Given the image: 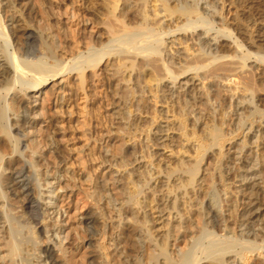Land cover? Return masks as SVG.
Listing matches in <instances>:
<instances>
[{
    "label": "bare ground",
    "instance_id": "6f19581e",
    "mask_svg": "<svg viewBox=\"0 0 264 264\" xmlns=\"http://www.w3.org/2000/svg\"><path fill=\"white\" fill-rule=\"evenodd\" d=\"M81 1L87 21L97 28L99 34L93 36L87 44L88 47H85L88 50V53H85L86 55L80 56L79 52L70 54L68 63H64L60 48L65 51L67 48L65 41L62 42L63 47H58L55 41V33L53 34V29L49 24L44 20L42 23L36 22L37 20L33 21L35 20V12L27 0H22V2H25L24 4H17V2L13 4L15 0H0V9L1 2H5L4 6L10 8H8L7 14L3 16L0 11V233L3 229V234L0 235V264H84L82 262L84 261L83 258L82 260L77 258L81 261L80 263L72 255L73 245L67 241L70 239V234L65 232L67 236L64 235L65 237L60 238V228L58 229V227L52 228L48 225V229L42 228V235L49 244L52 243L53 245L45 244L48 246L40 247L41 241L38 239L39 234H37V231L39 229L36 228L38 227L37 224L41 221L42 226L46 220H53L51 223L55 222L58 226L62 223L59 222L61 219L58 221L59 209L56 211L51 201L56 196L55 189H62L60 184L63 181L61 179L63 176H60V174L59 177L56 176L57 173H61L58 169L53 170L52 176L47 174L49 164L44 162L45 152H47L46 148L52 147L55 150V155L61 157L63 148L61 149L57 139L54 140L55 137L50 139L49 136V139L47 138L46 134H49L50 131L51 134H55V128H57L53 119L48 121L46 130L40 129L37 131L35 126H37L39 118L47 119V113L43 108L45 101L43 102L40 99L41 89L46 88L49 82L56 80L59 75L65 73L66 76H69L73 71H76L74 74L79 76V84L81 86L85 84L86 88L91 82V74L89 75V72L85 73V69L95 70L97 67H103L104 65L105 68L103 67L100 75L101 90L102 92H114L113 95L111 94L114 100H109L108 103L111 110H114L113 115H117L120 120L122 118L124 120V112L122 114V110H119L121 108L117 106L135 98V109L133 108L132 111L146 112L150 116L146 125L149 129L144 130L147 131V134L144 136L143 142L150 143L149 146L145 145L147 148L145 150L151 149L148 152L151 163L149 166H140L139 168L143 169L141 171H138L137 168L135 178L142 176L145 171L144 173H147L149 181L152 182V184L150 183L152 185L150 190L156 192L158 188H160L158 190L164 188L168 194L164 198L162 197L163 194L160 195L164 199H161L164 201V205L159 199L162 204L159 202L158 205L152 196V199L149 200L145 197L148 204L144 205L146 207H144V210L147 211L148 208L150 215L148 217L154 215L153 213H161L163 208L173 212L177 210L176 199L178 196L175 194L177 192L180 193L178 195L183 200L181 204H184V209L182 208L181 211H184L186 221L182 222L179 218L181 216H179L181 222L178 226L177 224L174 226V229L180 233L179 238H182L183 241L181 239L175 240L178 236L173 237L171 239V241L173 240L172 252H170L171 248L168 242L162 243L163 246L158 244L160 246L157 248V243L154 244L152 240H146L145 237L142 236L141 238L139 235L138 240L142 245L144 244L143 248L147 247L148 249L145 250L147 259H145L144 264H157L159 260H163L164 263L162 262V264H199L203 261H205L203 264H224L227 263L226 258L233 259L232 264H250L249 261L253 255L262 257L264 264V256L262 255L264 225L260 226L258 231L254 230L255 226L259 227V224L254 221L257 220V216L260 214L258 212L261 209V203H259V197L257 198L256 194H258L261 184L263 187V181L261 183L250 182L240 186V183L247 180V173L238 174L236 168L233 169L236 171L234 173L231 171V166L223 165L224 162L221 164L220 161L224 145L227 142L234 139L240 140L239 144L235 142L238 145L235 148L242 153L244 147L247 144L249 146L248 142L252 139H254L253 144L264 139V130H260L257 137L248 135L254 127L256 117H259L260 120L263 119L262 110H259L256 105L252 108L249 105L253 103L251 98L260 95L259 92H264V82L261 81L262 79H257V76L253 77L254 75H251L253 72H250L251 77L248 76L247 78V72L243 70L247 60L255 58L261 64L264 63V45H261L262 48H257L255 45L256 42L264 44V40L261 38L254 39L255 37L252 36L254 29L250 27L246 54L239 55L245 47L243 45L236 43L235 47L226 46L227 44L223 45L224 37L228 40L233 37L232 30L225 26L222 12L228 0H221V2L220 0H208L201 6H198L199 0L189 2L187 0ZM237 3L240 4L241 0H238ZM208 8H212L215 14L218 15V17L215 15L216 18L214 17L212 20L216 19L224 27H222V32L216 34V36L200 39V36L208 34L207 31L210 30L208 26L212 24L210 17H204ZM47 9L44 10L45 13H49ZM45 13L43 12V14ZM6 22L10 23L8 29L5 26ZM200 27L204 29L203 32L201 31L202 33L199 35L195 34L196 37L192 39L194 47L193 45L191 47L195 48L194 50L189 48L190 45L187 42L189 34H186V32L197 30ZM75 35L73 43L75 42V45H78L81 43V37L78 33ZM168 40L170 42H167ZM175 42L183 46L186 53L190 54L193 50L197 52V55L191 59H188V56L187 60H182L179 58L180 56H176L179 54L174 48ZM11 45L13 49L12 52H9L8 48ZM77 45L74 46L75 49ZM228 45H232V43L228 41ZM236 57L240 60L237 62L238 67H235L236 63L234 64V61H232ZM69 62L72 64L70 65ZM216 62L218 63L213 65ZM199 71H202L201 75ZM230 77L235 82V89L225 91V93L232 92L227 93L225 99L223 96L221 97L223 91L222 88H219L218 82L230 81ZM214 80L215 86L213 87H215V90L212 91L211 85ZM112 82H116L113 87L111 86ZM75 91L78 92V87ZM27 92H29L28 95ZM236 93H242L240 95L250 94L251 96L249 95L250 98L248 97L247 100L243 96L242 98L236 97L235 120L230 127V131H224L223 126L226 124L224 120L229 115L231 100ZM213 100L214 103L219 100L222 106V111H219V120H217L215 114ZM114 106L116 108H113ZM132 107L133 105L128 108L127 116H131V113H133L131 111ZM158 119H162L163 122H158ZM130 128L126 125V132ZM128 133L127 135H131ZM171 133L177 135L176 139L180 144L176 152L174 150L175 153H173L171 147V139H174L173 136L169 137ZM110 142L111 140L108 139L105 142V148H99L98 157L101 161L98 160L100 161L99 167L107 166L108 169L112 170L115 166L112 163L114 160H110L111 163H108L107 158L111 157L108 153ZM152 148H157L161 153H153ZM115 149V153L121 152V148L116 147ZM215 149L218 151L219 158H216L215 162H211L213 167L202 169V163L210 159V155L212 156L211 153ZM130 154H132V151H130ZM176 155L188 157L189 162L180 160V166H172L171 158ZM244 156L245 161L242 158L243 162L241 164L248 161L249 169H252L256 168V163H258L257 171H252L250 175L261 177L264 172V155L260 156L258 160H251L249 154ZM140 158L143 159L144 155H140ZM229 159L231 162H235L234 156ZM135 160L139 163L138 158ZM161 161H163L162 165ZM230 161L229 163H231ZM240 168L242 171L245 165H241ZM237 169L239 170V167ZM114 173L117 172L111 171V176ZM199 174V178L196 179ZM160 175L161 178H159ZM49 177L52 178V181L48 179ZM175 177V181L179 184H176L174 189L171 190L169 184L171 179ZM118 180H113L112 184L121 185ZM135 183L134 180L127 181L125 185L129 188L125 196L126 200L120 202L117 201V196L113 197L115 192L111 193L116 186L107 187V183L103 182L98 185L102 197H105L104 195L107 197H105L106 200L104 199L107 201V205L118 206L116 211L119 212V217L123 214L122 211L128 209L125 204L137 199L142 192L144 186H137L138 184ZM237 183H239V186L236 185ZM201 184L204 185L202 186L205 187L206 192H203L204 194L200 196L194 193L195 198H197L196 203L189 202L187 198L192 200L190 191H194L196 187L202 190ZM33 192L36 193L38 198H35L36 195L34 199L31 198ZM170 194L174 195V200L167 199ZM221 194L226 198L225 204L229 220L230 218L234 220L235 215L238 214L239 195L247 198V202L243 203L245 208L243 209V206H240L243 212L241 215L238 214V218H241V220L238 219L240 222H235L238 224L235 227L243 228L239 233L233 229L229 231L228 219L222 218L223 207L221 203L223 201ZM262 197L264 199L263 195ZM136 202V204H139L137 200ZM132 203L134 204V202ZM15 204L17 209L24 210V212L26 210L28 214L30 213V217H28L30 222L23 220L24 223L26 222L25 225H23L24 223L20 224L19 213L18 216H14L16 213H13L15 211L13 208H16L14 207ZM194 207H198L197 210H193ZM63 212L66 213L65 210ZM171 213H167L168 218L166 219L168 222L171 220ZM162 215L164 216V214ZM176 215L178 216L177 212ZM202 215H204L203 219L205 218V221H207L206 224L202 221ZM161 216L157 219L160 220ZM128 219L130 221V218H127V221ZM134 221L131 220L130 223L135 225ZM145 222L146 224H152L151 220L146 219ZM65 224L66 222H64ZM53 225L55 224L53 223ZM130 228L132 229V226ZM171 233H173L172 230H169V237ZM64 241H67L66 245L63 244ZM181 241L184 242L182 246L179 243ZM151 247L153 248L151 249Z\"/></svg>",
    "mask_w": 264,
    "mask_h": 264
},
{
    "label": "rangeland",
    "instance_id": "374dc122",
    "mask_svg": "<svg viewBox=\"0 0 264 264\" xmlns=\"http://www.w3.org/2000/svg\"><path fill=\"white\" fill-rule=\"evenodd\" d=\"M27 1L29 2L30 7L35 12V20H33V21L37 20L36 22L39 21L41 23L45 21L47 24H49L51 29H53L52 30L53 34L55 33L54 34L55 35V41L57 42L58 47H63L62 42L65 41V46L67 47L65 49V51H64V49L60 48V54L63 57L62 61L64 63H68L70 54L71 55L73 53L77 54L79 52L80 56H84V55H86L85 53H88V50H86V48L88 47L87 44L89 43L90 39L93 36H97L99 33L97 31V28L95 26L91 25L87 21L86 13L84 11V6H83L81 0H38V1L37 0H27ZM187 1L189 2L192 0H187ZM206 1L208 2V0H199L198 6L204 5L205 4L204 2H206ZM237 1L238 0H228L226 2V5H224V7L222 9L225 26L232 30L233 37H234V39L232 37L229 40L226 39V37H224L223 38V45L227 44L226 46H230V47H235L236 44L245 46L239 53V55H242V54H246V52H247L248 37L250 35L248 31L250 30V27H252L254 29L253 30L254 33H252V36L255 37L254 39L257 40V39L261 38L262 40H264V0H241L240 4H238ZM16 2H17V4L18 3H22V4L25 3V2H22V0L21 1L15 0V2L13 4H16ZM220 2H221V0H220ZM1 3L3 5L1 4L0 11H1V15L3 16L4 14H7V10H9L10 8L8 7L9 8L8 9L7 7L4 6L5 2L4 3L1 2ZM45 8L46 9L48 8L47 11H49V13H45V11H46ZM43 12L45 14H43ZM205 14L206 15L204 17H210L211 20L215 17V15H216V17H218V15L215 14V12L212 8L211 9L208 8V11ZM219 18H220V16H219ZM5 24H6L5 25L6 28L10 26L9 22H6ZM222 27H224V26H221L219 21H217L216 19L212 20V24H210L208 26V28H210V30L208 29V31H207L208 34L204 35V36H200V39H204L205 37L210 38L212 36H216V34H219L220 32H222V29H223ZM202 30H204V29H202L200 27V28H197V30L196 29L195 30H189L188 32H190V33L186 32V34H189L188 39H187V42L190 45L189 48L195 50V48H193L194 47V45H193L194 41L192 42V39H194L196 37L195 34L199 35L200 33H202L203 32ZM195 31H197V32H195ZM77 33L81 37L80 38L81 43H79L80 46H78L79 44L78 45L76 44L77 47L75 49L74 46H76V45H75V42L73 43V41H74V36H76L75 34H77ZM192 33H193V35H191ZM169 40L167 42H170ZM231 40H234V41H231ZM228 41L230 43H232V45H228ZM81 44H82V46H81ZM192 45H193V47H191ZM255 45L257 48H262L261 45H264V44L262 42H256ZM77 48H78V50H77ZM174 48H175V50L178 51L177 54H179L176 56H180L179 58H181L182 60L183 59L187 60L188 56H189L188 59H191L197 55V52H195L193 50L191 51L190 54L186 53L183 49V46L178 45L177 42H175ZM12 49H13L12 45L9 46V48H8L9 52H12ZM74 50H77V51L75 52ZM233 51H234V48H233ZM220 61H223V60H220ZM232 61H234V64L236 63L235 67L239 66L237 63L238 61H240L238 57L234 58ZM256 61L257 60L255 58H253L252 60L251 59L247 60L246 66H245V68H243V70H245L247 72V75H246L247 78L253 72L251 74L252 76L254 75L253 77L257 76L256 77L257 79H259V80L262 79L261 81L264 82V63L261 64L260 62H258V61L256 62ZM217 63L218 62L214 63L213 65H215ZM71 64L72 63H70V65ZM103 67L105 68V65ZM103 67H97L95 70L85 69V73L89 72V75L91 74V82L89 85L86 86V88L89 86L88 90L85 88V84L82 86L79 84L80 83L79 76H76L74 74V73H76V71H73L69 76L68 75L66 76L65 73L62 74L61 76L59 75L58 78H56V80L49 82V85L46 88L41 89L42 93L40 94V99L43 100V102L45 101L43 104L44 105L43 108L45 110V113H47L46 114V117H47L46 120L47 121L45 119L39 118V120H37L38 122H37V126H35L36 127L35 129L37 131H39L40 129L46 130V127L48 125V121L50 119L54 120V125L56 124L55 126L57 127V128H55V134H51L52 132L50 131L49 134H46V135L48 136L47 137L48 139H49V136H50V139H51V137H55L54 140L57 139V143L59 144L61 149L63 148L62 149L63 152H62V156L58 157L55 155V150H53V148L51 146H50L51 148H49V149L46 148L47 152H45L46 158H45L44 162H46V164H49L47 174L49 176H52L51 174L54 173L53 170L58 169L59 171H61V173L58 171L59 173H57L58 175L56 174V176L59 177V174H60V176L62 175L63 177L61 179L63 181L60 184V187H62V189L61 190H57L58 188L55 189L56 190L55 191L56 196L53 197V200L51 201V203L54 204L55 210L57 211V209H59L58 211L60 214L58 216L59 217L58 221L61 219L62 221L60 220L59 222H62V223L59 224L60 226H58L55 222H53L55 225H53V223H51L53 220H51V221L46 220L47 222L45 221L44 224H42V226H41V221L40 222L38 221L39 222L37 224L38 227H36L37 230L39 229L37 231V234H39L38 239H39V241H41L40 242L41 248L43 246H48V245L52 246L53 244L52 243L49 244L46 241L45 237L42 235L43 234L42 228L48 229L49 226L52 228L58 227V229L60 228L59 229L60 230V232H59L60 238L67 236L66 234H70V239H68L67 241H69V243H72V245H73V249H72L73 254L72 255L75 256V260H77V261H80L83 258L84 261H82V262L84 264H144L145 259H147L146 258V251L148 249H147V247L143 248L144 244L142 245L140 243V241L138 240L139 235L141 236V238H142V236L145 237L146 240L147 239L152 240V243H154V244L157 243L156 246H158V244L163 246L162 243L168 242L171 249L168 246L167 247L170 249V252H172L171 250H173V247H171V246L173 245V242H172L173 240L171 241V239H173V237L175 238L176 236H178L175 238V240L181 239L183 241L182 238H179L180 233H178L174 229V226L176 224L178 226L179 222H181V221L182 222L186 221L184 211H181L184 209V204L183 203L181 204V202H183V200H182V198H180V195H178L180 193L177 191H174V192H177L175 194H177V196H178L176 199V206H177V210L179 209L178 210L179 212L177 210H175L173 212V211H170L169 209L163 208L161 213H153L154 215H151L152 218L148 217V216H150L148 208H147V211L144 210V207L148 204L147 200H149L152 196V198L157 201L158 205L161 202L164 205L165 203L163 201L164 200L163 198L165 197V195L168 194L167 190H164V188H162V190H158V189H160V188H158L157 191L159 193L157 191H156L157 192L156 193L153 190H150V188L152 187V185H151L152 182L149 181V179L147 177V173H144L145 171L143 172L142 176L135 178L137 168L139 169L138 171H141L143 169L139 168L140 166L141 167L145 166V165L149 166L151 163V160H150L149 155H148V152L151 151V149L145 150V149H147L146 146L147 145L149 146L150 143L149 142H143L144 138H145L144 136H146V134H147V131H144V130L149 129L146 125L148 123L150 116H148L149 114H147L146 112H143V113L139 112L138 113V112L132 111L133 108L135 109V107H134V105L136 104L135 98H134L135 100L129 99V101H126L125 104L123 102L122 105L120 104L119 106H117V107L121 108L119 110H122L121 111L122 114L124 112V114H123L124 120H123V118H122V120H120V118L117 115H113L114 113H112V112L114 110H111V107L108 103L110 102L109 100H111V101L114 100L113 99L114 97L112 98V95L114 94V92H102V90H101L102 87H101L100 75L102 73ZM202 71H199L200 75L202 74ZM115 83L116 82H112L111 86L112 87L115 86L116 85ZM213 86H215V80H214V83H212V85H211L212 91L215 90V87H213ZM218 86H219V88H222L221 90L223 91L222 93L224 94V95L222 94L221 97L223 96V98H225V97L227 98V93L229 94L232 92H226L225 93V91H232L233 88L235 89V82H233V78H231L230 81H224V80L219 81ZM76 87H78V92L75 91ZM47 90H49V91H47ZM28 94H29V92H27V95ZM240 94H242V93H239V94L236 93L234 98L231 100V108H230V111L228 110L229 115L224 120V122L227 124V125L224 124V126H223L224 131H230V129H231L230 127L235 120V117H236L235 113L237 110V109H234L236 97L239 96L240 98H242V96H243V98L246 97V100H247L251 96L250 94H246V95H240ZM259 94H260V95H258L259 97L257 96L255 98L254 97L251 98V102H253V103L250 104L249 107L252 108V107H255V105H256V107L259 108V110H262L263 119L260 120L259 117H256L254 127L248 133V135L251 137L254 135L256 137L259 136L260 130H264V92L263 93L259 92ZM175 102L177 103V101H175ZM132 105H133V107L131 108V111L133 113H131V116H127L128 108ZM213 106L215 107V111H216L215 114L217 116V120H219V118H220V116H219L220 112L219 111H222V106H221L220 101L217 100L216 103H214V100H213ZM113 108H116V107L114 106ZM126 116H127V119L125 120ZM137 120H138V122H137ZM124 121H126V122H124ZM132 122H133V124H132ZM134 122L137 124H135ZM158 122H163V120L158 119ZM126 125L129 126V128L132 126L131 127L132 130L130 128L126 132ZM133 125H136V126H133ZM136 127H138V128H136ZM130 130H131V132H130ZM127 133L131 134V135H127ZM132 133H134V134L132 135ZM171 136H173V138H174V139H171V147L173 149V153H175L176 150L179 148L180 144H178V142H177V139H176L177 135L175 133L169 134V137H171ZM108 139L111 140V142L109 143L110 146H108V153L111 156V157H107L108 161H109L108 163H111L110 160L111 161L114 160V162H112V163H114L115 166H117V167L114 166V169H112V170L108 169L107 166H105L103 168L99 167V163H100L101 159H100V157H98L99 156L98 151H99V148L100 149H102V147L105 148V146H106L105 142ZM247 141H248V139H247ZM253 141H254V139H252V141H250L251 143L248 142L249 146L247 144L246 147H244V149L242 150V153L239 152L238 150H236V148H235L236 146H238L236 144L238 142L240 143V140L234 139L232 141L227 142L223 148V155L225 154V156L222 155L220 161H221V164H223V162H224L223 165H226V166L228 165L229 167L231 166V168H232L231 171L234 173H236V171L233 170L235 168H236L238 174H246L247 173V175H248L247 180L244 181L243 183H240V184L237 183L236 185L239 184L241 186L243 184H247L250 182L256 181L255 183H261V181H263V187L261 184L259 187V191L257 192L258 194H256L257 198L259 197V203L262 204V205L260 204L261 209L258 212L260 214H258L257 220L254 221V222H257L259 224V227H257V226L254 227V230L258 231L260 226L262 227V225H264V223H263L264 222V205H263L264 201L260 202V200H264L262 197V195L264 196V192H263L264 191V177H263L264 172H263V175L261 176L263 179L261 180L260 176L254 177V176L250 175V173L252 174V171L253 172L257 171L258 163H256L257 167L256 168L254 167L252 169H249V165H248L249 162L248 161L246 163L241 164L243 161H245V158H244L245 154H249V157L251 160H253V159L258 160L260 158V156L264 155V139L262 141L260 140L259 142H257L259 145L257 143L253 144L254 143ZM235 142H237V143H235ZM55 143H56V141H55ZM140 146H141V149H143V150L140 149ZM116 147L119 149L121 148V150H120L121 152H119L120 154L117 152L115 153ZM142 147H145V148H142ZM152 149H153L152 150L153 153H156V154L161 153V151H159L157 148H152ZM245 149H246V151H245ZM174 150H175V152H174ZM126 151H128V152L125 153ZM130 151H132V154H130ZM139 151H140V153H139ZM233 151L236 154L233 153L234 154L233 155L232 154ZM237 151H238V153H237ZM214 152H216V153H214ZM217 152L218 151L216 149H215V151L213 150V153H211L212 156L210 155V159L208 161L202 163V165H201L202 169H207L209 167L211 168V166H212L211 162L212 161L215 162L216 158L217 159L219 158V155L217 154ZM117 154H119V155H117ZM142 154L144 155L143 159L140 158V155H142ZM217 155H218V157H217ZM231 156L235 157V162L230 161L229 158ZM253 156H255V157H253ZM137 158H138L139 163H137L136 162L137 160H135ZM242 158H243V161H242ZM171 159H172L171 161L173 162L172 166H174V165L180 166L181 165L180 160H182V162H189L188 157L182 156V155L181 156L176 155ZM177 161H179V162H177ZM229 161L231 163H229ZM162 162L163 161H161V165L163 164ZM153 163H155V162H153ZM240 164L245 165V168L244 169L242 168V171L240 168V166H241ZM246 165H248V166H246ZM54 166L55 167L57 166V167L55 168ZM238 167H239V170L237 169ZM111 171L112 172L116 171L117 173H114L111 176V174H110ZM199 176H200V174L197 176L196 179H198ZM159 178H161V175ZM48 179L50 181H52L51 177H49ZM115 179H117V180L119 179L118 181H120V182H118V183H121V185H116L115 183L112 184L113 180H115ZM175 179H176V177L171 179V181H170V184H169L170 187L169 188L171 190L174 189L176 184H179V183H177V181H175ZM129 180L130 181L134 180V181H136L135 184L136 185L138 184L137 186L143 185L144 187L142 189L141 194L137 197V199L132 200V202H134L135 205L132 202H129V204H125V205H127L128 209L130 211L126 208V210H124L126 212L122 211L123 214L120 215V217H121L120 218L119 212L116 211L118 206L115 207L116 206L115 205L113 207V206L107 205V201H105L106 195H104L105 197H102L103 195H101V192H99L100 189H98V188H100V187L98 185L102 184V182H103V183H107L106 184L107 187L116 186L115 190L111 191V193L115 192L113 194V197L117 196L116 199L118 202H120V201L126 200L125 196L127 195V192H128L127 190L129 187H127L125 184ZM247 181H249V182H247ZM144 183H146V185H144ZM202 185L203 184H201V188H202V190L204 189L203 191L201 189H198L199 187H196L194 189V191L193 190L190 191L192 200L187 198V200L189 202L196 203L197 198H195L196 197L195 194L200 196V195L204 194L203 192H206L205 187L203 188L204 185L203 186ZM119 186H121V187H119ZM54 187H57V186H54ZM138 189H139V187H138ZM116 190H117V192H116ZM47 191H49V190H47ZM151 192H153V193H151ZM201 192H202V194H201ZM104 194H107V193H104ZM162 194L164 196H162ZM173 194H170V197H168L167 199L170 198L171 200H174ZM35 195H36V193L33 192L31 195L32 197L31 196L30 197L34 199ZM240 196L241 195H239V197H238L239 202H240L239 207L243 206L242 208L244 209L245 204L243 205V203L247 202L246 201L247 198H245L243 196L240 197ZM145 197H147L148 199L146 200ZM35 198H38V196L36 195ZM178 198H179V200H178ZM240 198H241V200H240ZM158 199L159 200L163 199V200H161V202H160ZM221 199L223 201L222 202L223 204L221 203V206L223 207L222 218L225 217L224 219L227 220L228 216H227V211H226L227 208H226V204H225L226 198H225V196H222V194H221ZM136 200L138 201L139 204H136L137 203ZM9 201H13V200H9ZM140 203H141V205H140ZM141 206H143V207H141ZM178 206H180V207L178 208ZM14 207H16V208H13V210L16 211V212L15 211L13 212V213H16L14 216H18L17 214L19 213L20 224L24 223L23 220H25L26 222H28V221L30 222V218H28V217H30V213L28 214V211L25 210V212H24V210L22 211L21 209L20 210L17 209L16 204L14 205ZM239 207H238V209L241 211L237 210V213L238 214L240 213L239 215H241L243 212V209L241 207L240 208ZM112 208H114V209H112ZM197 208L198 207H194L193 210L194 209L197 210ZM64 210L66 213L63 212ZM201 211L203 214V209ZM22 212H24V213H22ZM176 212L178 213V216L176 215ZM167 213L168 214L171 213V215H170L171 220H169V222L171 224L166 219V218H168ZM162 214H164V216ZM180 214H182V215H180ZM238 214L235 215L236 218L234 217V220L231 218H230V220L229 219L227 220V226L229 228V231H230V229L236 230L237 233L242 231L243 228L240 229V228L235 227L236 225H238L236 223L240 222V221H238V219L241 220V218H238V216H239ZM21 215H22V217H21ZM125 216H127V217H125ZM159 216H161L160 220L157 219ZM179 216H181V217H179ZM182 216H184V217H182ZM67 217H68V219H67ZM85 217L86 218L88 217L87 218L88 220ZM178 217L181 219V221ZM203 217H204V215H202V221L205 222L204 224H206L207 221H205V218L203 219ZM127 218H130V221L128 219L129 222L127 221ZM149 218H151V219H149ZM172 218H173V220H172ZM260 218L262 219L263 222L261 221ZM134 219H135V221H134ZM146 219L151 220L152 224L150 225L148 223L149 224V226H148V224H146V222H145ZM131 220H132V222L133 221L135 222V225L130 223ZM85 221H87V222H85ZM64 222H66L65 225H64ZM176 222H178V223H176ZM25 223L23 225H25ZM136 223H137V225H136ZM168 223H169V225H168ZM233 223H235V224H233ZM131 226L133 229V233H132V229L130 228ZM68 230H71L73 232L70 233L71 231H68ZM169 230H172V232L175 234V236H173L174 234L171 233V236H170L171 238H170L169 237ZM1 231L3 232V229ZM2 232L0 233V235L3 234ZM65 232H68V233L65 234ZM166 234H167V236H166ZM167 237H169V238H167ZM153 238H154V240H153ZM132 240H133V242H132ZM156 240H157V242H156ZM67 241H64L63 244L66 245ZM182 241L179 242L181 246L184 245V242H182ZM43 242H44V244H43ZM112 242L114 244H111ZM45 244H48V245H45ZM159 246L157 248H159ZM152 248L153 247H151V249ZM141 253H142V255H141ZM262 253H263L262 255L264 256V249L262 250ZM81 255H82V257H81ZM257 256L253 255L251 257L252 259H250V261L252 263L250 261H249V263L250 264H263L262 257H257ZM77 258H79L80 260H78ZM226 260H227V263H224V264H232L233 259L229 260V258H226ZM162 262H163V260H159V263H157V264H162ZM203 262H205V261H203ZM203 262H200L199 264H203ZM80 263H81V261H80Z\"/></svg>",
    "mask_w": 264,
    "mask_h": 264
}]
</instances>
